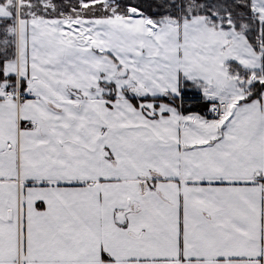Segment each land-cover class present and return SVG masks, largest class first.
Instances as JSON below:
<instances>
[{
    "label": "snow or ice",
    "instance_id": "snow-or-ice-1",
    "mask_svg": "<svg viewBox=\"0 0 264 264\" xmlns=\"http://www.w3.org/2000/svg\"><path fill=\"white\" fill-rule=\"evenodd\" d=\"M0 264H264V0H0Z\"/></svg>",
    "mask_w": 264,
    "mask_h": 264
}]
</instances>
